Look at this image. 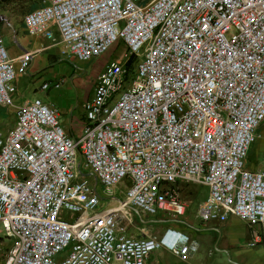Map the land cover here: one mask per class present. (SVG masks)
I'll return each mask as SVG.
<instances>
[{
    "label": "built area",
    "instance_id": "1",
    "mask_svg": "<svg viewBox=\"0 0 264 264\" xmlns=\"http://www.w3.org/2000/svg\"><path fill=\"white\" fill-rule=\"evenodd\" d=\"M21 22L51 43L55 29L79 62L123 51L97 72L73 137L51 105L12 102L32 53L10 58L0 37V109L13 114L0 132V225L14 241L1 264H145L162 247L185 259L178 233L126 234L133 210L182 216L178 182L207 189L201 222L264 228V168H244L264 121V0H39ZM123 179L120 200L110 189Z\"/></svg>",
    "mask_w": 264,
    "mask_h": 264
},
{
    "label": "rangeland",
    "instance_id": "2",
    "mask_svg": "<svg viewBox=\"0 0 264 264\" xmlns=\"http://www.w3.org/2000/svg\"><path fill=\"white\" fill-rule=\"evenodd\" d=\"M39 0H0V37L2 39L3 46L5 47L7 53L15 47L13 39L16 38H25L30 39V36H27L25 29L22 25L23 15L29 11L30 8H33L34 5L38 4ZM143 3V2H142ZM31 42V39H30ZM123 51L122 45H118L115 49L110 50L107 54L92 58L88 61L79 62L72 57L71 60L68 55L64 52H59V59L54 66L53 71L44 70L38 74L30 75L26 73L27 77L15 76L13 85L15 88V93L11 96V100L14 104H20L23 101H28L34 98L41 100L43 103L52 104L53 107L60 113V116L63 120L72 116V118H79L82 112V104L85 102L87 96L92 93V84L96 77V72L98 68L102 66L103 63H106L110 60L116 59ZM21 54V53H20ZM61 59L64 60L62 65ZM67 67L69 73L64 76V79H61V83L57 89L52 87L54 78L58 75L60 76V70L63 71ZM66 70V72H67ZM62 73V72H61ZM40 76V77H39ZM69 77H72V82ZM43 83L48 85L46 90H41L40 87ZM77 85V86H76ZM71 110V111H70ZM71 112L69 114V112ZM13 123V114L11 109H7L4 114L0 116V132H6L9 130ZM256 134L259 136L249 147L246 153L244 160V165L246 168L258 167L263 162L261 160L262 155L264 154V121L257 129ZM83 174L88 175L89 173L82 170ZM85 175V176H86ZM89 183H93L91 176L86 177ZM130 183L127 179H123L116 186L110 189V192L113 194V197L122 200L125 197L126 190L129 188ZM179 187V199L185 205V215L187 217H193L197 214V209L199 205L207 197V189L205 187L193 185V184H184L178 182ZM96 190L99 194L103 195L104 190L98 184ZM78 216L76 213L63 212L61 217L64 220L71 221ZM142 214L133 213L134 225L131 226L132 229L136 226H143V223H146V226L156 225L155 229L152 230L163 231L164 226L169 222H182L180 218L173 219L170 216L162 214L161 217H165L166 221L164 224L158 223L156 218L158 216H147L144 219H141ZM151 221L154 224H151ZM160 227V228H159ZM147 236H155L159 238L161 235H157L154 232H147ZM0 240L2 246L7 248L8 253L12 251L13 248V239H7L4 237V232L0 225ZM63 254H58L54 258L55 261L60 260L63 257ZM65 256V255H64ZM7 256L4 259L6 263ZM1 264V262H0Z\"/></svg>",
    "mask_w": 264,
    "mask_h": 264
},
{
    "label": "crops",
    "instance_id": "3",
    "mask_svg": "<svg viewBox=\"0 0 264 264\" xmlns=\"http://www.w3.org/2000/svg\"><path fill=\"white\" fill-rule=\"evenodd\" d=\"M37 7L38 4L34 5L33 8H30L29 10ZM52 32L56 38V43L49 42L44 39L42 35L33 36L26 34L27 36H30L29 38L31 39V42L30 39L27 40L25 38H19L18 40H16V38L13 39L15 47L8 52L10 58H16L20 53L25 51L32 53V60L29 63L25 74L22 75L23 77H27L26 73L35 75L44 70L53 71V64L58 61L59 52L66 53L70 58L67 49L58 41L55 29L52 28ZM61 63L63 65L65 63L64 60L61 59ZM102 66L98 68L97 72ZM62 68L64 67L62 66ZM61 70L60 76L58 75V78L55 77L53 83H61V79H64V76L70 71L67 70V67H65L63 71ZM69 79L72 82V77H69ZM47 105L53 107L52 104L48 103ZM6 110L7 109H0V116L4 114ZM70 113L71 112H69V114ZM56 118L63 131L67 135L74 137L78 135L81 127L83 109L79 118H72V116H69L68 119L63 120L58 111ZM257 138H259V136ZM263 156L264 154L262 157ZM262 162L263 163L258 167L246 168L244 165V168L247 170L262 169L264 168V161L262 160ZM132 213L134 212L132 211ZM161 215V213H157L156 216L158 217L156 220L158 223L164 224L166 218L163 216L161 217ZM184 215L185 213L180 216L183 217L180 218V221L182 222H169L164 226L165 229L163 231H158V229L152 230L153 227L155 229L156 225L150 227L146 226V223L148 222L143 223V226H136V228L132 229L131 226L134 225L132 219V224L127 229V235L144 237L147 236V232L152 231L157 235L162 236L165 231H172L180 235L182 244L185 242L186 245L190 246L189 255L185 259L178 258L168 249L162 247L150 253L145 264H264V228L257 226L249 227L239 219L230 215H228L223 221L210 220L207 222H201L197 217V214L193 217H187ZM144 217L147 216L142 215L141 219H144ZM173 219L177 220L178 218ZM153 222L156 221H151L150 223L154 224ZM0 248L3 250L7 249L2 246V242H0Z\"/></svg>",
    "mask_w": 264,
    "mask_h": 264
},
{
    "label": "water",
    "instance_id": "4",
    "mask_svg": "<svg viewBox=\"0 0 264 264\" xmlns=\"http://www.w3.org/2000/svg\"><path fill=\"white\" fill-rule=\"evenodd\" d=\"M133 212L137 214V212L135 210H133Z\"/></svg>",
    "mask_w": 264,
    "mask_h": 264
},
{
    "label": "trees",
    "instance_id": "5",
    "mask_svg": "<svg viewBox=\"0 0 264 264\" xmlns=\"http://www.w3.org/2000/svg\"><path fill=\"white\" fill-rule=\"evenodd\" d=\"M130 64V61L128 62V65ZM129 68V67H128Z\"/></svg>",
    "mask_w": 264,
    "mask_h": 264
}]
</instances>
